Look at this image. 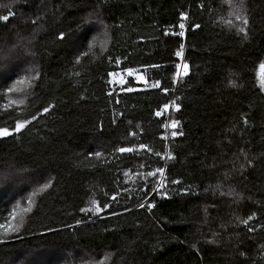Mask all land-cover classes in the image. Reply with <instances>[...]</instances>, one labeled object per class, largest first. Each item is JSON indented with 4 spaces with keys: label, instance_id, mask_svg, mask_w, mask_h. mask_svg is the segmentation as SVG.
Here are the masks:
<instances>
[{
    "label": "trees",
    "instance_id": "trees-1",
    "mask_svg": "<svg viewBox=\"0 0 264 264\" xmlns=\"http://www.w3.org/2000/svg\"><path fill=\"white\" fill-rule=\"evenodd\" d=\"M50 1L0 0V264H264V0Z\"/></svg>",
    "mask_w": 264,
    "mask_h": 264
},
{
    "label": "snow or ice",
    "instance_id": "snow-or-ice-1",
    "mask_svg": "<svg viewBox=\"0 0 264 264\" xmlns=\"http://www.w3.org/2000/svg\"><path fill=\"white\" fill-rule=\"evenodd\" d=\"M240 7H241V8L243 7V0H241V2H240ZM11 15H13V13L10 11L8 15L0 16V20H2V21H7ZM237 18H238V19H242V20H243V23H244L245 25H247L248 21H247L246 18H243L242 16H239V15L237 16ZM33 22H35V21H33ZM180 27L183 28V27H184L183 24H181ZM239 30H240L241 32H243V31H244V28H240ZM180 35L183 36L184 33L181 32ZM60 38H61V39L64 38V34H63V33L60 34ZM181 47H183V46H181ZM176 55L179 56V55H181V53H180V52H177ZM261 67L264 68V65H261ZM186 73H187V65H185V74H186ZM0 75H2V74H0ZM110 75H114V73H113V74H110ZM20 82H21V81H17V83H20ZM122 82H123V81H121V83H122ZM157 83H158V82H157ZM155 86H157V85H153V87H155ZM7 91H8V92H12V91H14V88L10 87V88L7 89ZM127 91H132V89H131V88H128ZM165 91H166V90H165ZM164 107H165V109H167L168 106L165 105ZM44 111L47 112L48 109L45 108ZM156 115L159 116V115H161V113L158 111V112L156 113ZM26 123H27V121H23V122L17 121V123H16V127H15V131H17V132L20 131V130L25 126ZM175 126H176V122H173L172 127H175ZM10 134H11V133L9 132V130H8L7 128H0V136H8V135H10ZM172 134H173V136H175L177 133L173 132ZM140 147H141V148H144L145 145H140ZM118 151H120V152H127V151H132V149H130V148H120V149H118ZM96 155L99 156L100 153H96ZM158 171L163 172V169H159ZM149 175H152V173H149ZM44 187L46 188V187H48V185L45 184ZM94 203H95V202H94ZM148 206H149V207H152V205H148ZM141 207H143V205H141ZM27 210H30V209H26V211H27ZM99 210H100V209L97 208V211H99ZM82 211H83V209H82ZM249 219H251V217H249ZM78 223H79V222H78ZM244 223H247V221H244ZM8 228H12V225L9 224V225H8ZM8 228H6L4 224H0V229H5V231H7ZM12 230H15V229H12ZM250 230H251V229H250Z\"/></svg>",
    "mask_w": 264,
    "mask_h": 264
},
{
    "label": "built area",
    "instance_id": "built-area-1",
    "mask_svg": "<svg viewBox=\"0 0 264 264\" xmlns=\"http://www.w3.org/2000/svg\"><path fill=\"white\" fill-rule=\"evenodd\" d=\"M181 24H183L184 27L183 28L180 27L178 33L180 35V33L183 32L184 35L181 36V37H185L186 34H187V31H188V16L187 15H184L182 17V22L180 23V25ZM131 76H132V72L131 71H126V72H122V73L116 74L111 80V83H110L111 89L112 90H118L120 87H122L126 83L127 78H130ZM121 81H123V82L121 83ZM177 108H178V106L175 103L172 102L170 104V106L167 107V109H165V107L161 108V111H160L161 115H159V116H162V114H164L165 110L167 111L166 112L167 115L170 116L171 111L174 110V109H177ZM166 127H167V134L165 135L164 139L169 142L170 129L172 128V123H171L170 120H167Z\"/></svg>",
    "mask_w": 264,
    "mask_h": 264
},
{
    "label": "rangeland",
    "instance_id": "rangeland-1",
    "mask_svg": "<svg viewBox=\"0 0 264 264\" xmlns=\"http://www.w3.org/2000/svg\"><path fill=\"white\" fill-rule=\"evenodd\" d=\"M51 1L49 0V3H50ZM7 70V68L6 67H4V68H2L1 70H0V72H5ZM32 71V69H30V72ZM29 72V73H30ZM17 76L19 77V81H21L20 83H18V84H23L24 82H26L28 79H29V75H24L23 73H21L20 71H18L17 73ZM133 76L134 77H136L137 79H138V82H141V81H143V74H140L139 72H137V73H133ZM127 82H128V78H127ZM126 82V83H127ZM125 85V84H124ZM18 101H21V99H20V97L18 96ZM10 177H12V180H11V182H17V184H19V185H21V184H23L25 181L23 180V179H20L21 178V176H20V174L19 173H17L16 172V175H14V174H12V176H10ZM8 179H9V176L7 175V178H5V180H7L8 181ZM20 179V180H19Z\"/></svg>",
    "mask_w": 264,
    "mask_h": 264
},
{
    "label": "bare ground",
    "instance_id": "bare-ground-1",
    "mask_svg": "<svg viewBox=\"0 0 264 264\" xmlns=\"http://www.w3.org/2000/svg\"><path fill=\"white\" fill-rule=\"evenodd\" d=\"M110 83H111V81H110Z\"/></svg>",
    "mask_w": 264,
    "mask_h": 264
}]
</instances>
